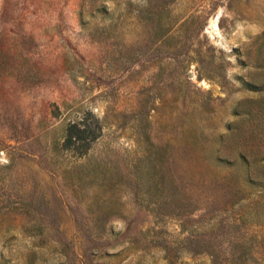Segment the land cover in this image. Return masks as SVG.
I'll return each mask as SVG.
<instances>
[{"label": "rangeland", "instance_id": "rangeland-1", "mask_svg": "<svg viewBox=\"0 0 264 264\" xmlns=\"http://www.w3.org/2000/svg\"><path fill=\"white\" fill-rule=\"evenodd\" d=\"M0 264H264V0H0Z\"/></svg>", "mask_w": 264, "mask_h": 264}, {"label": "trees", "instance_id": "trees-1", "mask_svg": "<svg viewBox=\"0 0 264 264\" xmlns=\"http://www.w3.org/2000/svg\"><path fill=\"white\" fill-rule=\"evenodd\" d=\"M83 126H84L83 123H75L70 127V130H68V135H67L68 142H74L82 139V135L86 133L85 128L84 130L80 129Z\"/></svg>", "mask_w": 264, "mask_h": 264}]
</instances>
